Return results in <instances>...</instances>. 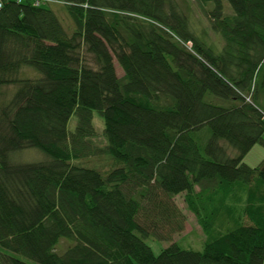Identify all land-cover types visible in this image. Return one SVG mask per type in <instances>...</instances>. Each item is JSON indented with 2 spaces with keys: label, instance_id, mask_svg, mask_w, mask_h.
I'll list each match as a JSON object with an SVG mask.
<instances>
[{
  "label": "trees",
  "instance_id": "1",
  "mask_svg": "<svg viewBox=\"0 0 264 264\" xmlns=\"http://www.w3.org/2000/svg\"><path fill=\"white\" fill-rule=\"evenodd\" d=\"M56 1L1 0L0 264H264V161L244 163L264 146V0H197L220 50L174 0ZM29 149L48 160L14 161ZM180 195L208 240L156 255Z\"/></svg>",
  "mask_w": 264,
  "mask_h": 264
},
{
  "label": "rangeland",
  "instance_id": "2",
  "mask_svg": "<svg viewBox=\"0 0 264 264\" xmlns=\"http://www.w3.org/2000/svg\"><path fill=\"white\" fill-rule=\"evenodd\" d=\"M174 1L178 3L180 10L188 16L189 21L193 26V28L195 29V31L199 35H203V36H205L204 33H206L208 41L214 44L220 50L223 45V42L218 35L212 32L210 28V22L206 15V11L212 8L213 5L210 4L209 6L203 8L202 5H200V3L197 0H174ZM53 9L57 12L67 32L71 34L74 29V25L71 21V18L66 13V11L60 6H53ZM224 10H225V14L227 15L233 14L231 7L226 0L224 1ZM115 66L118 76L123 77L124 74L120 66L117 63H115ZM22 73L28 75L26 78L39 77V74L32 69H24ZM93 122L97 131L96 141L99 145L103 146L105 143V138H104L105 126L103 119L97 112L94 113ZM75 125H76V117H73L69 123L70 131L74 130ZM209 136L210 134L208 133V131H206L202 137L204 138V141H207ZM227 153L230 157H235L237 155V152L230 147H227ZM47 160L48 158L46 157V155L36 149L25 150L14 156V161L20 163H40V162H45ZM263 161H264V146L262 144H257L244 159V163L253 168L258 167ZM106 163L108 162L106 161L103 162V164ZM87 165L92 166V163H87ZM184 197L185 195H180L176 197L175 202L179 207V209L183 212L184 216L186 217L185 230L181 234L176 235L174 237L173 242L160 241L155 238H149L146 240V243L153 249L156 255H159L162 250L168 248L173 243H177L181 248L188 250H195L202 252L204 249L205 243L208 240L207 235L204 234L203 230L199 226L196 217L188 210L186 203L184 201ZM244 200L245 198L243 192H241V194L234 195L228 204V208L231 209H229L228 212L226 210L223 213L224 214L223 219L229 221L228 219L229 217H231L230 215L232 209L235 208L233 212L236 211V209H238V204L240 203L242 205ZM225 227L226 225L220 226L219 228L220 233L224 231ZM69 245H70L69 242L63 240L61 241L59 249H66ZM23 260L30 264H36L35 262L30 261L28 259H23Z\"/></svg>",
  "mask_w": 264,
  "mask_h": 264
},
{
  "label": "built area",
  "instance_id": "3",
  "mask_svg": "<svg viewBox=\"0 0 264 264\" xmlns=\"http://www.w3.org/2000/svg\"><path fill=\"white\" fill-rule=\"evenodd\" d=\"M21 3L23 0H16ZM36 6L49 5V4H60L56 0H34ZM2 8V2L0 0V9Z\"/></svg>",
  "mask_w": 264,
  "mask_h": 264
},
{
  "label": "crops",
  "instance_id": "4",
  "mask_svg": "<svg viewBox=\"0 0 264 264\" xmlns=\"http://www.w3.org/2000/svg\"><path fill=\"white\" fill-rule=\"evenodd\" d=\"M12 89H13L12 87H9L8 89L7 88L3 89V94L0 97V102L8 100L11 98L12 94L14 93V90H12Z\"/></svg>",
  "mask_w": 264,
  "mask_h": 264
}]
</instances>
